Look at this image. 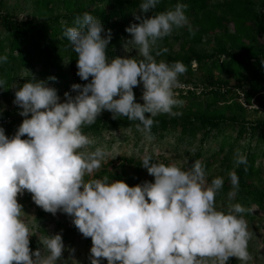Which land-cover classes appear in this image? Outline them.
<instances>
[{
	"label": "clouds",
	"instance_id": "obj_1",
	"mask_svg": "<svg viewBox=\"0 0 264 264\" xmlns=\"http://www.w3.org/2000/svg\"><path fill=\"white\" fill-rule=\"evenodd\" d=\"M159 3L143 0L140 15H134L138 23L125 29L142 59L109 60L111 31L84 12L63 35L77 56L76 75L82 81L91 78L90 82L73 84L70 92L76 95L65 92L63 102L49 84L55 77L38 80L30 75L28 82L13 87V104L24 119L11 137L0 127V264H68L64 252L74 255L75 249H66L59 233L44 236L47 255L41 249L31 250L33 234L22 219L28 215L18 203L25 192L44 212L71 217L78 232L91 239L90 264H208L209 260L229 264L232 257L247 264L251 259V233L242 215L248 210L239 203L227 212L217 210L216 196L224 179L216 177L209 184L199 160L183 169L145 156L141 167L154 180L132 187L122 180L110 182L107 176L84 179L101 168L107 153L101 147L82 151L95 144L82 128L94 124L104 111L113 119L122 116L138 122L137 131L148 140L153 139L151 129L158 115H181L174 109L185 102L176 90L184 87L180 76L187 66L181 61H157L161 54L157 48L175 30L192 29L186 4L144 15ZM7 60L0 56V63ZM5 83L0 80V88ZM140 85L142 104L135 102L133 91ZM235 163L247 165V157L237 152ZM229 179L231 199L239 190V177L230 172ZM71 264L78 262L72 259Z\"/></svg>",
	"mask_w": 264,
	"mask_h": 264
},
{
	"label": "trees",
	"instance_id": "obj_2",
	"mask_svg": "<svg viewBox=\"0 0 264 264\" xmlns=\"http://www.w3.org/2000/svg\"><path fill=\"white\" fill-rule=\"evenodd\" d=\"M142 2L35 0L32 18L21 20L6 10L5 0H0V56L8 57L7 63H0V80L6 82L0 88V110L3 109L0 127L5 135L13 136L22 123L17 119L20 109L13 104L15 84L22 85L31 76L38 80L55 77L49 84L62 96L70 92L73 84L90 82L91 78L82 81L76 75L77 56L63 35L67 27L74 26L76 16L88 12L99 18L106 31H111L107 50L111 60L131 39L125 29L138 23L134 15H140ZM177 3L187 5L192 31L181 28L158 42L161 54L156 59L181 61L187 66V72L180 76L187 86L176 90L185 103L174 109L181 113L179 116L158 115L151 135L157 141L172 136L175 147L186 146L183 151L186 163L181 168L187 169L199 160L205 166L209 184L212 179L223 177L224 185L215 201L217 210L227 212L239 203L248 210L242 214L244 218L254 220L257 214L264 213V121L247 119L249 111L244 105H254L252 113H264V7L258 0H160L152 12L144 15L174 9ZM136 123L122 116L113 119L111 113L103 112L94 124L84 126L82 132L95 142L103 135L126 132L137 144L146 136L137 131ZM237 152L247 157V165L235 163ZM148 156L158 163V158ZM118 161L120 173H111L112 161H108L102 165L101 174L114 181L122 180L130 187L153 182L154 178L147 177V170L141 167L142 161L125 156H119ZM160 163L166 165L165 161ZM124 167L132 168L134 175H126ZM230 172L239 177V190L231 199ZM25 194L20 204H32L31 194ZM71 219L60 212L53 216L38 208L36 220L49 223L37 233L45 234L55 224L63 238L82 235ZM35 237L30 239L31 245ZM86 240L89 242L90 238ZM229 264H235L233 257Z\"/></svg>",
	"mask_w": 264,
	"mask_h": 264
},
{
	"label": "rangeland",
	"instance_id": "obj_3",
	"mask_svg": "<svg viewBox=\"0 0 264 264\" xmlns=\"http://www.w3.org/2000/svg\"><path fill=\"white\" fill-rule=\"evenodd\" d=\"M35 0H5V8L8 12H12L18 19H30L32 18L33 13V4ZM215 2L216 0H212ZM259 3H262L264 7V0H258ZM264 11V9H263ZM130 40V39H129ZM127 40L124 45L120 48V50L117 52V57H130L133 59H142L140 56L138 50ZM175 48H177L175 46ZM205 51H208V48H204ZM187 85L184 84V87ZM184 87L180 89H184ZM135 94V102L137 103H143L141 100L142 96V85L136 87L133 89ZM71 95H76V93H71ZM61 97V102H63L64 94ZM241 102L244 103V100H241ZM250 107H247V110L249 111L247 114V119L250 120H263L264 121V113H252V109H254V105H249ZM3 110V109H1ZM108 112V111H104ZM110 113V112H108ZM17 119L23 120L24 118L21 117L19 114H17ZM129 133L126 132H116L113 135H103L101 139L95 142L94 149H84L85 153L88 151H94L96 147L103 148L107 155L105 158L101 161V168L94 172L91 175H87L84 177L86 181L93 179H102L105 176L109 175H103L101 174L103 170V164L108 161H112L111 163V170H113L111 173H120L121 169L118 161L119 156H125L127 158H133L135 161H142L145 156L152 155L153 157L158 158V163L161 161H165L166 165L169 164H176L178 167H182L186 163V154H184L183 151H185L186 146L181 145L175 147L174 145V139L172 136H167L165 139L161 141L157 140H148L147 138H143L140 140L137 144L135 143V140H132V137L128 135ZM229 134V133H227ZM129 137V138H128ZM112 141V142H110ZM177 150V152H176ZM160 157V158H159ZM116 170V172H115ZM124 171L126 175H134V171L130 167H124ZM147 177H151L147 173ZM109 179V177H108ZM111 182L112 179H109ZM114 181V180H113ZM24 194L22 197L18 196V203H21L23 199L25 198ZM23 205V211L28 216H22V219L25 220V222L28 224L29 228L31 229V232L33 234L32 237H35V241L33 245L30 244V248L32 251H36L38 249L42 250V253L47 255V251L43 246V238L45 235H54V234H62L61 231H58L55 227V224H52L49 226L47 233L41 234L37 233V231L46 226L48 221H37L36 220V211L38 210V206H36L34 203H22ZM35 217V220L32 219V217ZM48 217V216H47ZM248 223V230L251 233V237L248 241V251L250 254L251 259L247 262V264H264V213L257 214L254 220L246 219ZM30 237V239H32ZM63 242L65 244L66 249L74 248L75 252L74 255L70 257V254L68 251H65L63 254V258L65 261H68V264H71V260L74 259L78 262V264H90V248H91V239L89 242H87L86 238H84L82 235L70 236L69 239L63 238ZM233 261L235 264H242L241 261L236 260V258L233 257ZM106 261H102V264ZM208 264H211V261L209 260Z\"/></svg>",
	"mask_w": 264,
	"mask_h": 264
},
{
	"label": "built area",
	"instance_id": "obj_4",
	"mask_svg": "<svg viewBox=\"0 0 264 264\" xmlns=\"http://www.w3.org/2000/svg\"><path fill=\"white\" fill-rule=\"evenodd\" d=\"M241 100H242V99H240V103H242V104L244 105V103H243V102H241ZM244 106L246 107V105H244ZM247 107H250V106H248V105H247Z\"/></svg>",
	"mask_w": 264,
	"mask_h": 264
}]
</instances>
